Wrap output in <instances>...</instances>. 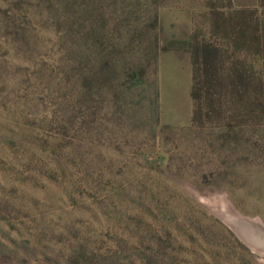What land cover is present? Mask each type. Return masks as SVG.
Masks as SVG:
<instances>
[{
    "label": "rangeland",
    "instance_id": "374dc122",
    "mask_svg": "<svg viewBox=\"0 0 264 264\" xmlns=\"http://www.w3.org/2000/svg\"><path fill=\"white\" fill-rule=\"evenodd\" d=\"M158 3L166 29L188 27L228 57L229 41L207 20L231 32L245 19L264 33V0ZM241 49L257 78L253 45ZM9 64L0 52V264H264V125L226 142L223 117L191 127L184 56L160 60L154 136L142 111L101 104L91 118L66 113L83 127L61 136L57 108Z\"/></svg>",
    "mask_w": 264,
    "mask_h": 264
},
{
    "label": "trees",
    "instance_id": "16d2710c",
    "mask_svg": "<svg viewBox=\"0 0 264 264\" xmlns=\"http://www.w3.org/2000/svg\"><path fill=\"white\" fill-rule=\"evenodd\" d=\"M159 7L158 0H0V52L32 94L57 108L61 136L83 127L66 113L91 118L100 104L114 114L142 111L154 136L156 75L166 54L189 62L191 127L223 117L226 142L243 128L264 125V33L251 31L245 19L231 32L229 24L207 20L209 31L229 41L234 56L228 57L188 27L166 29ZM248 44L259 61L257 78L237 55Z\"/></svg>",
    "mask_w": 264,
    "mask_h": 264
},
{
    "label": "water",
    "instance_id": "95a60500",
    "mask_svg": "<svg viewBox=\"0 0 264 264\" xmlns=\"http://www.w3.org/2000/svg\"><path fill=\"white\" fill-rule=\"evenodd\" d=\"M225 209H229L232 212H234L235 216H237L238 218H242L238 213H236L235 211H233L228 204H226ZM239 228V231L241 232L242 236L249 242L251 243L255 248L256 246H259L257 240L255 238H253L252 236H250V234L247 232L246 229L242 228L241 226H237ZM260 247V246H259ZM258 248V247H257ZM256 248V249H257ZM258 251H260L261 253H264V248H258Z\"/></svg>",
    "mask_w": 264,
    "mask_h": 264
},
{
    "label": "bare ground",
    "instance_id": "6f19581e",
    "mask_svg": "<svg viewBox=\"0 0 264 264\" xmlns=\"http://www.w3.org/2000/svg\"><path fill=\"white\" fill-rule=\"evenodd\" d=\"M232 209V208H231ZM233 210V209H232ZM240 215V214H239ZM234 221V220H233ZM235 222V221H234ZM246 227V226H245ZM247 229V228H246ZM250 232V231H249ZM250 234V233H249ZM253 234V233H252ZM250 236H251V234H250ZM258 240V239H257ZM261 241V240H260ZM261 244H263V243H261Z\"/></svg>",
    "mask_w": 264,
    "mask_h": 264
}]
</instances>
